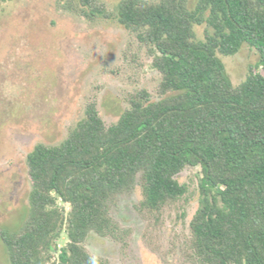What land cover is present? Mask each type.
<instances>
[{
	"label": "trees",
	"instance_id": "16d2710c",
	"mask_svg": "<svg viewBox=\"0 0 264 264\" xmlns=\"http://www.w3.org/2000/svg\"><path fill=\"white\" fill-rule=\"evenodd\" d=\"M65 6L133 34L161 75L159 98L135 92L111 125L90 102L63 142L30 152L26 222L0 231L10 264H108L86 243L92 234L125 241L130 231L112 216L118 198L140 187L138 209L160 212L187 196L178 177L189 167L202 174L188 242L194 264H264V0ZM204 25L200 39L195 28ZM246 45L260 60L235 85L221 56Z\"/></svg>",
	"mask_w": 264,
	"mask_h": 264
},
{
	"label": "rangeland",
	"instance_id": "374dc122",
	"mask_svg": "<svg viewBox=\"0 0 264 264\" xmlns=\"http://www.w3.org/2000/svg\"><path fill=\"white\" fill-rule=\"evenodd\" d=\"M68 1L0 0V231L26 222L32 189L27 158L38 144L63 142L90 102L111 125L135 92L159 98L161 75L136 37L114 19L89 20L70 11ZM119 1L103 0L110 11ZM195 29L204 39L206 26ZM221 57L235 85L260 60L247 45ZM201 177L200 168H186L178 178L187 196L160 212L138 209L140 187L120 196L112 216L129 235L123 242L92 234L87 249L108 264H194L188 242ZM67 243L63 233L59 245ZM0 264H10L1 238Z\"/></svg>",
	"mask_w": 264,
	"mask_h": 264
},
{
	"label": "clouds",
	"instance_id": "9594fccd",
	"mask_svg": "<svg viewBox=\"0 0 264 264\" xmlns=\"http://www.w3.org/2000/svg\"><path fill=\"white\" fill-rule=\"evenodd\" d=\"M92 264H95V261H93Z\"/></svg>",
	"mask_w": 264,
	"mask_h": 264
}]
</instances>
